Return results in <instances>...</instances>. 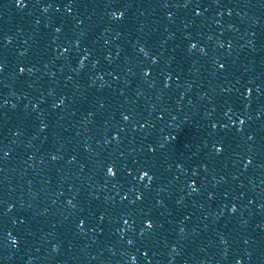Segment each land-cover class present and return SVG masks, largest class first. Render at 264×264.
<instances>
[{
  "label": "clouds",
  "instance_id": "9594fccd",
  "mask_svg": "<svg viewBox=\"0 0 264 264\" xmlns=\"http://www.w3.org/2000/svg\"><path fill=\"white\" fill-rule=\"evenodd\" d=\"M112 172V169H109V173H111Z\"/></svg>",
  "mask_w": 264,
  "mask_h": 264
}]
</instances>
